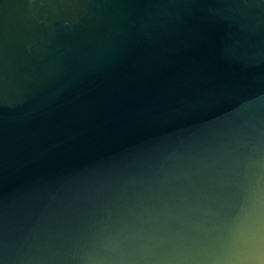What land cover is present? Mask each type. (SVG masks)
<instances>
[{
	"label": "water",
	"instance_id": "obj_1",
	"mask_svg": "<svg viewBox=\"0 0 264 264\" xmlns=\"http://www.w3.org/2000/svg\"><path fill=\"white\" fill-rule=\"evenodd\" d=\"M0 264H264V0H0Z\"/></svg>",
	"mask_w": 264,
	"mask_h": 264
}]
</instances>
